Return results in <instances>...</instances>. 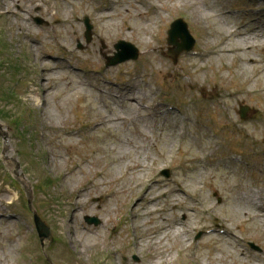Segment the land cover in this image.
I'll use <instances>...</instances> for the list:
<instances>
[{
  "label": "rangeland",
  "instance_id": "1",
  "mask_svg": "<svg viewBox=\"0 0 264 264\" xmlns=\"http://www.w3.org/2000/svg\"><path fill=\"white\" fill-rule=\"evenodd\" d=\"M135 1L0 0V264H48L28 198L54 264H264V0H160L158 25L145 0V34ZM177 18L194 46L174 63ZM119 39L141 52L106 67Z\"/></svg>",
  "mask_w": 264,
  "mask_h": 264
},
{
  "label": "bare ground",
  "instance_id": "2",
  "mask_svg": "<svg viewBox=\"0 0 264 264\" xmlns=\"http://www.w3.org/2000/svg\"><path fill=\"white\" fill-rule=\"evenodd\" d=\"M156 1V2H155ZM159 1L160 0H153V2H149V1H147L146 0V2H147V5L148 6H150L151 7V14H153V19H154V25H158V22H160L161 21V19L162 18H166L167 16H166V14H164V13H160L161 11H162V8H164V6L163 5H166L167 3H166V0H163L164 2H163V5H161L160 3H159ZM178 2H185V1H187V0H177ZM135 3H137L138 5H137V7H135V9L136 10H138L139 11V13H136L137 15L138 14H140V16L141 17H139V22L140 23H137V26H136V29L140 32V33H143V34H145L146 32H148L150 29V25L152 24V21L151 20H147V21H145V22H143V23H141V20H142V16L143 15H147V14H149V13H147V11H145L144 10V6H145V0H138V2H136L135 1ZM64 12H65V10H64ZM191 13L192 14H194L193 13V10L191 11ZM209 12H204V13H200V14H198L199 15V17L200 18H203V19H209L210 18V14H208ZM161 14V15H160ZM115 15H118V13H112V12H108V13H104V14H102L101 15V18H102V20H111L112 18H113V16H115ZM122 18H123V16H121ZM194 18H195V22L198 20V22L199 23H201V19L200 18H198L197 19V17L194 15ZM144 20H146V19H144ZM143 21V20H142ZM216 21V20H215ZM198 22H196V23H198ZM57 23H59V21L57 22ZM115 24H110V30H111V26H114ZM212 26H210V28L207 26V25H205V26H202L201 24H200V29L202 30V32H204L203 34L204 35H206V36H209L210 34H211V32H210V30L212 29L211 28ZM199 28V27H198ZM234 31V30H233ZM233 31H231V32H233ZM236 31V30H235ZM213 33V32H212ZM205 36V37H206ZM254 38V37H253ZM249 39V38H248ZM247 38H242V42H244V41H247L248 40ZM255 41H253L252 43H254ZM204 43H205V46H206V50L201 54V55H198V56H200V57H206V56H209L210 54H216L219 58H225L226 56H227V54H226V50H228V49H226V45H225V39H221V41L219 40V41H216L215 43H212V42H207V41H204ZM250 43V42H249ZM208 46V47H207ZM252 46H254V44L252 45ZM231 50V49H230ZM210 58V57H209ZM243 69V68H242ZM242 73L244 74V72L242 71ZM195 78V83H196V88H198V87H202V85L197 81V78L196 77H194ZM40 128H41V126H40ZM41 129H43V127L41 128ZM178 129V131H177V134H176V138L178 137L179 139H182V137L184 136V134H185V131H182V129H185V126L184 125H181L180 127H178L177 128ZM262 131H263V133H264V129H262ZM248 134H250V133H248ZM208 148L209 147H205L204 149H206V150H208ZM131 166H133V168H135V169H138V168H136L135 167V164H132ZM10 167H12V165H10ZM140 169V168H139ZM141 170V169H140ZM138 176V175H137ZM139 177V176H138ZM193 190H195L196 191V188H193ZM113 193H115V194H117L118 192H119V189H117V188H115L114 189V191H112ZM112 193V194H113ZM112 194H109L108 196H110L109 198H108V202H110L111 200H112V198L114 197V195H112ZM142 195H144V196H146L147 197V202L148 203H151V202H153V197L149 194V193H147V191H143V194ZM9 202H11V201H8V203ZM174 204V206H176L177 205V203L176 202H174L173 203ZM109 210V209H108ZM155 211V209L154 208H152V207H149V208H147V210L145 211V213H143V215L145 214V215H150L151 213H153ZM246 219H248L247 217H246ZM165 220H166V217H165ZM144 223H145V221H144ZM141 224H143V222H141ZM177 233V229L176 230H174V235ZM163 237V235L161 236V237H159L157 240L156 239H153V240H146L145 241V244L147 245L148 243H150L151 245H152V248L154 249V250H156V251H158L157 252V254H154V256L156 255V257L158 256V257H161L162 256V254L164 253V249H161V247H162V243H160L161 241V238ZM159 241V242H158ZM72 242H75V240L73 239L72 240ZM153 255V254H152ZM161 262V260H159L158 261V264ZM241 263H244V264H246V263H248L246 260H244V261H241Z\"/></svg>",
  "mask_w": 264,
  "mask_h": 264
},
{
  "label": "water",
  "instance_id": "3",
  "mask_svg": "<svg viewBox=\"0 0 264 264\" xmlns=\"http://www.w3.org/2000/svg\"><path fill=\"white\" fill-rule=\"evenodd\" d=\"M87 26V32H86V37L87 40L89 41L90 39V25H88L86 23ZM173 29L170 31V38L168 39V42L170 44H177L176 42V36L177 35H181L182 36V44L177 46L176 48H174L170 55L175 59L177 54L183 50V49H190L193 45V42L189 41L188 42V33L187 30L185 29V24L182 23L181 20H178L177 22H175L173 25ZM116 49H121V51L114 57V58H110L109 61L111 64H115L117 62L123 61L129 57L131 58H136L137 57V52L136 49H134L130 44H127L123 41L118 42L115 45ZM242 115H244V111L242 112ZM29 200V199H28ZM28 203L30 204V201H28ZM33 220H34V224L36 227V230L38 232L39 238L41 243H43L44 238L50 237V229L49 227L45 224V222L38 216V214L35 212V210H33ZM85 220L88 223H93V224H98L99 223V219L97 217H91V216H86Z\"/></svg>",
  "mask_w": 264,
  "mask_h": 264
}]
</instances>
